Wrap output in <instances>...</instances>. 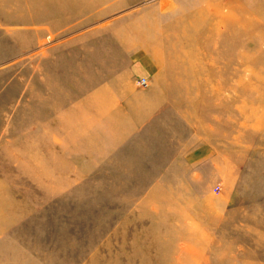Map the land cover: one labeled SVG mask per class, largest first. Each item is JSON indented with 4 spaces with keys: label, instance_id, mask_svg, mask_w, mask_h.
<instances>
[{
    "label": "rangeland",
    "instance_id": "rangeland-1",
    "mask_svg": "<svg viewBox=\"0 0 264 264\" xmlns=\"http://www.w3.org/2000/svg\"><path fill=\"white\" fill-rule=\"evenodd\" d=\"M32 3L0 0V264H264V0H164L179 149L136 175L66 42L97 33L34 34Z\"/></svg>",
    "mask_w": 264,
    "mask_h": 264
},
{
    "label": "crops",
    "instance_id": "crops-1",
    "mask_svg": "<svg viewBox=\"0 0 264 264\" xmlns=\"http://www.w3.org/2000/svg\"><path fill=\"white\" fill-rule=\"evenodd\" d=\"M142 3L147 5L143 9L138 7ZM129 6L131 12H123ZM32 9L34 34L87 30L97 33L95 38L66 40L72 47L96 49V55L90 56L92 59L88 62L83 60L88 51L81 50L76 63L96 64L93 71L95 83L84 92H89L90 102L97 103L95 111L101 117L100 127L108 128L110 138L99 137L96 143L105 142L111 146L105 149L110 155L103 157L97 146L98 151L90 157L112 159L114 169H123L122 160H130L128 174L133 175L140 174V169L145 171L162 166V161L169 159V153L178 148L176 140L168 139L177 137V131L164 121L168 115L164 113V90H170L164 89V80L170 78L164 54L174 45L166 37L170 31L183 30L176 24L164 26V15L170 14L164 12V0H33ZM78 63L77 73L88 74L87 69ZM120 70H124L126 76ZM123 79L128 82H122ZM134 79H146L150 87L138 91L132 87ZM117 127L122 129L119 135ZM186 147H183V153ZM201 152L199 149L193 154L194 160ZM135 161L139 162L135 164ZM114 174L123 173L115 171Z\"/></svg>",
    "mask_w": 264,
    "mask_h": 264
},
{
    "label": "built area",
    "instance_id": "built-area-1",
    "mask_svg": "<svg viewBox=\"0 0 264 264\" xmlns=\"http://www.w3.org/2000/svg\"><path fill=\"white\" fill-rule=\"evenodd\" d=\"M136 85L140 88H146V87H148V80H146V79L137 80Z\"/></svg>",
    "mask_w": 264,
    "mask_h": 264
}]
</instances>
